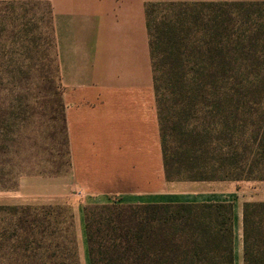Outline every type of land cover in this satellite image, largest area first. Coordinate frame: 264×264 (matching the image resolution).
Listing matches in <instances>:
<instances>
[{"label":"trees","instance_id":"16d2710c","mask_svg":"<svg viewBox=\"0 0 264 264\" xmlns=\"http://www.w3.org/2000/svg\"><path fill=\"white\" fill-rule=\"evenodd\" d=\"M146 17L166 179L264 181V0L148 2ZM167 88L195 120L183 152ZM84 219L90 264H236L231 202L115 200ZM242 242L243 264H264V201L243 204Z\"/></svg>","mask_w":264,"mask_h":264},{"label":"crops","instance_id":"0c3cea01","mask_svg":"<svg viewBox=\"0 0 264 264\" xmlns=\"http://www.w3.org/2000/svg\"><path fill=\"white\" fill-rule=\"evenodd\" d=\"M151 1L51 0L69 147L67 186L53 179L52 195L65 193L62 185L73 196L81 236L87 205L231 202L237 254L243 204L264 201V181L166 179L146 17Z\"/></svg>","mask_w":264,"mask_h":264},{"label":"rangeland","instance_id":"374dc122","mask_svg":"<svg viewBox=\"0 0 264 264\" xmlns=\"http://www.w3.org/2000/svg\"><path fill=\"white\" fill-rule=\"evenodd\" d=\"M62 92L51 0H0V264H90L73 196L62 185L52 195L53 179L67 186L69 171ZM162 92L179 122L171 146L183 152L195 120L184 93Z\"/></svg>","mask_w":264,"mask_h":264}]
</instances>
